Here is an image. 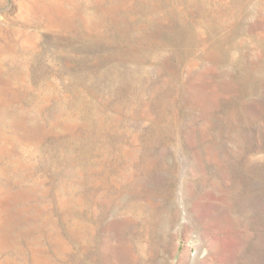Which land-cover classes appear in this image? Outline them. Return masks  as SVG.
<instances>
[{"label":"rangeland","instance_id":"obj_1","mask_svg":"<svg viewBox=\"0 0 264 264\" xmlns=\"http://www.w3.org/2000/svg\"><path fill=\"white\" fill-rule=\"evenodd\" d=\"M0 264H264V0H0Z\"/></svg>","mask_w":264,"mask_h":264}]
</instances>
